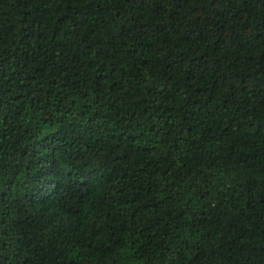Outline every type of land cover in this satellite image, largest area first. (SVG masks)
Segmentation results:
<instances>
[{
  "label": "trees",
  "instance_id": "obj_1",
  "mask_svg": "<svg viewBox=\"0 0 264 264\" xmlns=\"http://www.w3.org/2000/svg\"><path fill=\"white\" fill-rule=\"evenodd\" d=\"M0 264H264V0H0Z\"/></svg>",
  "mask_w": 264,
  "mask_h": 264
}]
</instances>
